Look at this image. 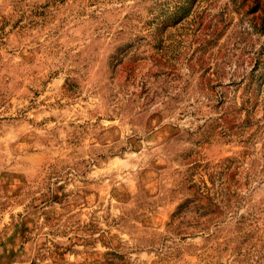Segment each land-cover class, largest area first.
I'll return each mask as SVG.
<instances>
[{
	"label": "rangeland",
	"instance_id": "1",
	"mask_svg": "<svg viewBox=\"0 0 264 264\" xmlns=\"http://www.w3.org/2000/svg\"><path fill=\"white\" fill-rule=\"evenodd\" d=\"M0 264H264V0H0Z\"/></svg>",
	"mask_w": 264,
	"mask_h": 264
}]
</instances>
